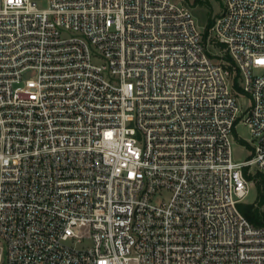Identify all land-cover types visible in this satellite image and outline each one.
Returning <instances> with one entry per match:
<instances>
[{
	"label": "built area",
	"instance_id": "2783aa9c",
	"mask_svg": "<svg viewBox=\"0 0 264 264\" xmlns=\"http://www.w3.org/2000/svg\"><path fill=\"white\" fill-rule=\"evenodd\" d=\"M221 1L0 0V264H264V0Z\"/></svg>",
	"mask_w": 264,
	"mask_h": 264
},
{
	"label": "rangeland",
	"instance_id": "374dc122",
	"mask_svg": "<svg viewBox=\"0 0 264 264\" xmlns=\"http://www.w3.org/2000/svg\"><path fill=\"white\" fill-rule=\"evenodd\" d=\"M180 3L188 6L193 12L197 22L202 26L207 23L208 19L214 20L222 10V1L221 0H176ZM38 4L41 7H46L48 5V0H37ZM215 49V47H212ZM216 50L222 51L225 55V50L222 47H216ZM227 56V54L225 55ZM239 102L243 109H246L250 105V98L247 94H242L239 97ZM235 132L238 137L242 138L245 141L250 140V130L244 122H239L235 128ZM250 154V149L245 144H240L235 142L233 144V156L237 160H243L248 157ZM259 194V189L257 185H252L250 187V192L246 197V202H254L257 200Z\"/></svg>",
	"mask_w": 264,
	"mask_h": 264
},
{
	"label": "trees",
	"instance_id": "16d2710c",
	"mask_svg": "<svg viewBox=\"0 0 264 264\" xmlns=\"http://www.w3.org/2000/svg\"><path fill=\"white\" fill-rule=\"evenodd\" d=\"M213 22L214 20L208 19L207 25L210 26ZM226 57L229 58L228 55ZM256 185L259 189L257 200L254 202H242L239 204V208L254 225L264 226V211L261 209V205L264 203L263 179L260 178Z\"/></svg>",
	"mask_w": 264,
	"mask_h": 264
}]
</instances>
